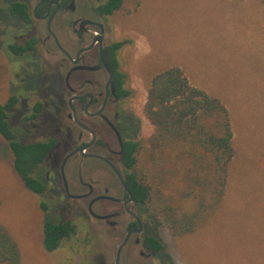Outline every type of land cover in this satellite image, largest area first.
Instances as JSON below:
<instances>
[{"label":"rangeland","instance_id":"obj_1","mask_svg":"<svg viewBox=\"0 0 264 264\" xmlns=\"http://www.w3.org/2000/svg\"><path fill=\"white\" fill-rule=\"evenodd\" d=\"M17 1L4 0L0 11V62L5 65L0 105L15 91L9 85L12 72L23 71L36 89H43L39 98L52 94L54 101L48 97L47 108L37 121L14 118L11 124L9 120L16 141L26 145L60 140L66 126L57 103V82L42 70L38 57H17L7 50V42L15 39L17 25L10 23L9 13ZM215 3L126 0L114 20L126 42L123 54L136 91L142 144L154 131L144 115L151 81L171 66L190 70L196 81H190L191 85L223 102L234 133V159L223 204L207 225L183 238L175 237L157 219V236L165 248L157 254L156 264H264V5L258 0L230 4L233 8L227 14ZM16 80L12 78V83ZM17 90L22 94L20 87ZM24 108V102L20 103L19 116L26 114ZM63 151L64 147L57 146L32 174L57 194L60 190L52 184H56ZM0 222L17 243L22 264H115L118 242H108L99 224L89 221L78 206L34 194L15 170L8 141L1 135ZM65 222H72L76 232L57 250L47 251L44 225Z\"/></svg>","mask_w":264,"mask_h":264},{"label":"flooded vegetation","instance_id":"obj_2","mask_svg":"<svg viewBox=\"0 0 264 264\" xmlns=\"http://www.w3.org/2000/svg\"><path fill=\"white\" fill-rule=\"evenodd\" d=\"M107 1L18 0L28 7L29 15L9 13L10 23L17 26L7 50L17 57L39 58L42 70L59 86L57 103L66 126L60 140L52 139L54 149L64 147L56 184H52L60 193L46 186L42 193L32 190L55 197L57 203L64 199L97 222L108 242H118L115 264L123 244L120 264H156L161 252L154 249L152 238L157 237L158 221L147 203L138 199L132 178L136 171L128 164L129 144L139 142L141 127L136 91L126 69V42L114 21L118 11L110 12ZM14 74L9 82L15 89L10 90L9 120L11 124L14 118L37 121L48 97L54 101V96L39 98L43 89H36L23 71ZM23 102L26 114L19 116L17 109Z\"/></svg>","mask_w":264,"mask_h":264},{"label":"trees","instance_id":"obj_3","mask_svg":"<svg viewBox=\"0 0 264 264\" xmlns=\"http://www.w3.org/2000/svg\"><path fill=\"white\" fill-rule=\"evenodd\" d=\"M125 2L108 0L106 8L117 12ZM3 4L0 0V11ZM10 13L29 15L25 4L16 2ZM4 66L0 62V78ZM12 104L0 105V135L8 141L17 173L31 189L42 193L45 185L31 173L49 157L55 140L26 145L16 141L9 123ZM144 115L154 127L153 134L145 144L131 142L128 156L129 166L136 171L132 178L138 199L175 237L183 238L208 223L223 204L234 159L230 114L223 102L191 85L183 71L174 67L153 77ZM75 232L72 222L46 223L43 244L47 251H55ZM152 241L157 252L164 251L158 236ZM0 264H22L19 247L1 222Z\"/></svg>","mask_w":264,"mask_h":264},{"label":"crops","instance_id":"obj_4","mask_svg":"<svg viewBox=\"0 0 264 264\" xmlns=\"http://www.w3.org/2000/svg\"><path fill=\"white\" fill-rule=\"evenodd\" d=\"M249 1H252V0H215V5H219L220 6V9L223 11V10H227V14H228V12H229V10L230 9H232L233 7H231L230 6V4H236V5H239V6H241V4H242V2L243 3H248ZM258 1H261V0H258ZM262 2V1H261ZM263 3V2H262ZM221 4H224L225 5V7H224V9L222 8V6H221ZM263 5H264V3H263ZM136 43V42H135ZM135 47H137L136 45H135ZM169 68H174V66H171V67H169ZM168 68V69H169ZM175 68H179V69H181L182 71H183V73H184V75L187 77V79H188V81L190 82H196L195 81V77L192 75V73H191V71L190 70H188V69H183V68H180V67H175ZM229 111V110H228ZM229 114H230V112H229ZM231 119V118H230ZM203 225H207L206 223H204V224H202V226ZM201 226V227H202ZM200 229V228H199ZM198 230V229H197ZM196 232V231H195ZM194 232V233H195Z\"/></svg>","mask_w":264,"mask_h":264},{"label":"water","instance_id":"obj_5","mask_svg":"<svg viewBox=\"0 0 264 264\" xmlns=\"http://www.w3.org/2000/svg\"><path fill=\"white\" fill-rule=\"evenodd\" d=\"M123 245H121L119 250H118V254H117V258H116V264H120V254H121V250L123 248Z\"/></svg>","mask_w":264,"mask_h":264}]
</instances>
